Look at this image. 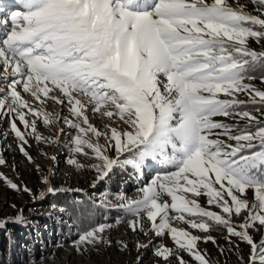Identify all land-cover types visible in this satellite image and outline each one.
Masks as SVG:
<instances>
[{
    "label": "snow or ice",
    "instance_id": "1",
    "mask_svg": "<svg viewBox=\"0 0 264 264\" xmlns=\"http://www.w3.org/2000/svg\"><path fill=\"white\" fill-rule=\"evenodd\" d=\"M15 3L22 11L10 14L11 25H4L0 36V72L6 82V88L0 83V116L11 118V132L29 162L25 133L15 121L41 142L37 121L48 126L53 119L42 107L30 105L24 94L41 106L54 101L67 109L71 118L65 116L63 123L75 130L69 150L73 156L91 154L98 180L117 165L139 170L152 161L174 169L141 187L138 198L118 197L120 208L136 218L129 221L133 232L142 228L145 216L157 237L167 233L196 264H208L197 250L198 237L171 222L208 232L211 221L250 246L247 264H264V238L257 244L248 231L264 228V120L243 107L264 105V90L250 83L257 69L264 83V51L249 48L250 40H264V0H251L260 15L230 0ZM239 94L248 101L238 99ZM89 111L117 126L105 125L101 132L89 122ZM218 117L245 123L229 125ZM126 153L131 158L121 161ZM67 163L82 167L75 158ZM0 180L20 190L2 175ZM43 183L48 193L62 191L47 179ZM248 190L254 196L251 204L244 198ZM201 196L223 215L202 208L196 199ZM242 212L247 216L237 230L230 218ZM14 219L22 222L19 216ZM107 227L85 229L74 242L76 250L109 243L103 237ZM154 254L167 261L172 252L159 246Z\"/></svg>",
    "mask_w": 264,
    "mask_h": 264
},
{
    "label": "rangeland",
    "instance_id": "2",
    "mask_svg": "<svg viewBox=\"0 0 264 264\" xmlns=\"http://www.w3.org/2000/svg\"><path fill=\"white\" fill-rule=\"evenodd\" d=\"M230 2L243 4L246 11L260 15L257 6L252 5L251 0ZM249 48L264 51V40L259 42L250 40ZM250 83L258 90H264L261 78H254ZM3 85L6 88V84ZM3 95L4 93L0 92V98ZM24 98L33 107L37 109L42 107L27 94H24ZM238 99L248 101L244 94H239ZM47 103L42 110L51 114L53 123L45 126L42 121H37V134L44 138L41 142H37L29 135V130L24 129L18 120L15 121L18 128L25 133L27 144L23 146L31 157V162L19 151L22 142L11 132V118L0 116V158L5 160V164L0 165V175L17 184L20 189H10L3 180H0V224H3L0 235L8 239V250L12 247L18 256V264H179L178 257L183 258L188 264H196L187 253L176 248L167 233L157 237L151 231V223L145 216H142V228L133 232L129 227V221L136 218L120 208V204L123 203L118 199L120 195L126 199H136L140 195L139 189L151 182L149 170L174 169L165 166L154 167L156 163L149 161H146L139 170L129 165H117L109 176L98 180V174L92 167L96 161L91 154L87 157L73 156L69 150V138L75 135V130L68 129L63 123L65 116L71 118L67 109L63 106L62 109H58L53 102ZM259 109H264V105L247 111L256 116L257 120H264V111ZM57 114L60 116L59 119L56 118ZM87 115L89 122L101 132L107 130L105 125L117 126L116 122L109 121L98 113L89 111ZM27 119L31 121L33 117L29 114ZM216 119L229 125L238 123L243 126L245 123L223 117ZM119 127L120 130H124L123 124ZM45 140L53 142L47 143ZM93 142L96 141L93 139ZM99 143L103 145L104 139L101 138ZM108 155L115 158V153L111 150ZM125 157L131 158V154L126 153L119 159L123 161ZM72 158L77 159L82 167L77 169L69 165L67 161ZM119 173L129 177L126 178L128 183H120V180H124L118 179ZM44 179L49 181L50 186L62 191L48 193L47 186L43 183ZM25 187L29 189L28 192L22 190ZM244 198L251 204L254 199L253 192L248 190ZM84 199L86 202L81 204L96 206L97 212L101 210L98 217L90 214L94 223L86 228L80 227L74 215L66 208L69 204L73 206V200L83 202ZM196 199L205 210L223 215L219 208L207 204L206 197ZM17 216L21 218V223L15 222L14 218ZM246 216L247 212H242L240 216L233 214L230 223L240 230L238 226L245 222ZM207 223L209 231L201 232L191 229L186 223L171 222L173 227L186 230L198 237L197 250L205 256L208 264H247L250 246L241 242L238 237H229L223 226L211 221ZM14 224L17 226H13ZM100 224L109 226L103 234L104 240L109 243L86 248L81 246L83 250L77 251L74 242L78 236L85 229ZM248 231L257 244L264 238V228L258 225ZM118 241L120 243H117ZM159 246H164L172 252L167 261L154 254Z\"/></svg>",
    "mask_w": 264,
    "mask_h": 264
},
{
    "label": "trees",
    "instance_id": "3",
    "mask_svg": "<svg viewBox=\"0 0 264 264\" xmlns=\"http://www.w3.org/2000/svg\"><path fill=\"white\" fill-rule=\"evenodd\" d=\"M252 75L255 78H261V70L257 69V71L252 73ZM255 107H262V105H244V110L253 109ZM79 202L73 200V206L69 204V206L66 208L69 210V212L72 215H74V217L79 223V226L82 228H86L87 226L92 225V223H94V221H92L90 218L91 216L90 214L92 213L93 216L98 217V213L100 214L101 210H98L97 212L96 206H92L91 204H89V206L85 204H81V203H85L86 199H84L83 202L82 201ZM13 226H17V224H14ZM8 230L10 231V228ZM0 238L2 239V241L0 242V264H18V256L16 255L14 250L11 249L12 247L8 250V239L7 238L4 239V235H0Z\"/></svg>",
    "mask_w": 264,
    "mask_h": 264
},
{
    "label": "bare ground",
    "instance_id": "4",
    "mask_svg": "<svg viewBox=\"0 0 264 264\" xmlns=\"http://www.w3.org/2000/svg\"><path fill=\"white\" fill-rule=\"evenodd\" d=\"M1 73V72H0ZM2 77H3V73H1V75H0V83H3V84H6V82H3L2 81ZM9 80H11V77H9ZM48 102H53L54 103V101H48ZM47 104L48 103H46L45 105H43L42 107H46L47 106ZM55 104V103H54ZM56 107H58V109L59 108H61L62 109V106L61 105H56ZM155 166H159V164H155ZM167 171H154V175H153V177H156L157 175H163V174H165Z\"/></svg>",
    "mask_w": 264,
    "mask_h": 264
}]
</instances>
